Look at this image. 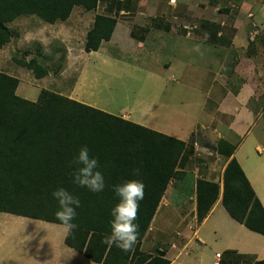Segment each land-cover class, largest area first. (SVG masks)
I'll return each instance as SVG.
<instances>
[{"label": "trees", "instance_id": "1", "mask_svg": "<svg viewBox=\"0 0 264 264\" xmlns=\"http://www.w3.org/2000/svg\"><path fill=\"white\" fill-rule=\"evenodd\" d=\"M98 1L0 0V50L13 40L9 25L18 18L35 16L52 25L66 21L76 7L95 11ZM115 24L112 18L95 16L84 52H97L102 43L109 42ZM14 63L31 71L36 80L51 73L39 59H15ZM18 85L16 78L0 72V213L58 225L56 202L50 193L63 186L81 202L77 228L64 239L66 247L93 264H170L163 253L141 252L140 244L168 185L180 175L177 167L185 144L46 90L35 101L22 99L16 95ZM83 145L99 159L107 185L132 178L144 182L145 195L135 221L139 234L131 253L102 243L109 233V210L115 203L110 187L93 194L72 183L69 162ZM236 147L224 140L217 142V154L228 163L221 188L212 182H196V223L206 218L221 195V204L232 220L264 237V208L233 158ZM137 169L139 175L133 176ZM227 256L224 264L239 260ZM253 264H264V260Z\"/></svg>", "mask_w": 264, "mask_h": 264}, {"label": "crops", "instance_id": "2", "mask_svg": "<svg viewBox=\"0 0 264 264\" xmlns=\"http://www.w3.org/2000/svg\"><path fill=\"white\" fill-rule=\"evenodd\" d=\"M116 1L117 4L113 5L111 0H99L96 10L91 12H84L76 7L66 21L52 25L44 23L35 16L18 18L12 24L19 23L18 25L21 26L28 22L29 27L21 26L20 29L24 32L25 28H28L26 34L32 41L42 44L40 39H44L45 35L51 41L64 46L65 55L68 53L66 59H70L72 54L69 46L75 43V38L78 39V33L80 32V43L84 46L86 34L93 24L94 17H109L114 19L116 24L109 42L102 43L101 46L113 45L116 50L118 49L119 55H124L123 57L132 55L140 59L145 56L151 57L150 60L157 59L155 62H158L163 73H177L178 80L181 74L192 75L188 78L189 84L193 91L205 95L203 97L205 105L202 106L201 111H198L196 118H190L189 129L164 128L161 118L171 117L170 111L173 110L174 105L161 103L158 98L155 100L157 102L145 106L146 111L151 108L154 112L150 115L152 117L150 121L146 120L145 114H143L144 118L136 122L129 121L130 114L125 117V121L185 144L177 167L180 175L168 185L149 229L141 241L140 251L148 255L163 253L170 264H206L202 260L196 261L194 254L191 255L193 260H190L191 250L213 247L220 241L222 253L215 252L214 259L209 264L217 261L216 255H220L219 264H224L225 254H230L231 258L235 257L236 261L242 258L247 264L263 261L264 245H258V241L253 238L254 235L262 236L248 231L232 220L221 204V195L206 218L198 225L195 193L198 180L216 183L221 188L222 175L228 160L217 154L216 144L219 140H224L237 145L233 158L260 200L244 165H248L253 175L258 176L261 170L256 167L258 161L256 158L260 160L264 154L259 138L252 133V128L262 118L260 113L264 108V97L255 94L258 93V87L264 85L261 84V78H264V65L255 64L253 61L255 56L260 58L264 54V19H261L263 10L256 11L252 21H245L238 25L239 27H233L234 30L238 27L233 38L223 33V24H218L212 12L208 11L209 6L206 5L200 8L194 7L189 5L187 0L182 4L179 0ZM258 18L260 20H257ZM250 25L253 40L246 38ZM194 34L197 36H193ZM231 46H235V49L238 46L236 50L240 51L232 52ZM114 47L108 48L106 57L109 61L119 62L123 57L113 55ZM99 50L91 53L83 52V54L96 55L99 54ZM249 50L251 57L247 58ZM230 55L246 56V60L242 59L235 65ZM192 58L199 60L194 61ZM218 61H221L227 69H223L222 79L219 82L216 83L213 79L209 84L213 75L205 68L209 64L212 66L211 62L218 64ZM244 62L251 63V83H248V76L245 78L242 72ZM54 74L56 73L51 72L47 76ZM60 74L63 76V72ZM171 80L176 84L180 83L178 80ZM208 103L211 104L210 109H217L216 116L208 113ZM155 117L157 120H153ZM249 146L251 150L255 147L256 158L248 151ZM187 175L192 176L190 195L174 199L176 190L181 188L179 183L184 181ZM262 206L264 207L263 204ZM65 249V256L74 260L62 264H93L68 247ZM234 264L238 263L234 262Z\"/></svg>", "mask_w": 264, "mask_h": 264}, {"label": "rangeland", "instance_id": "3", "mask_svg": "<svg viewBox=\"0 0 264 264\" xmlns=\"http://www.w3.org/2000/svg\"><path fill=\"white\" fill-rule=\"evenodd\" d=\"M185 1L179 0V3H185ZM187 1H189V5L194 7L209 6L208 11L212 12L211 14L217 19L218 24H223V33L230 37L234 36L235 30L245 21H252L256 16V11L263 10L261 19H264V0ZM18 24L9 25L14 33V38L10 44L0 50V72L19 81L16 95L22 99L35 101L39 92L46 90L66 98L69 95V99H73V101L77 100L86 106L120 117L123 120L130 114L129 121L136 122L144 118L143 114L146 115L147 121L152 119L150 115H153L154 112L151 108L146 111L145 106L157 102L155 100L158 98L161 103L174 105L173 110L170 111L171 117L161 118L162 126L168 130L189 129L191 127L190 118H196L198 111H201L202 106L205 105L203 100L205 95L193 91L189 84L188 78L192 75L181 74L180 80H178L177 73H163L158 62H155L157 59H153V61L150 60L151 57H148V59L146 56L140 59L137 56L132 57V55L123 57L124 55H119L118 49L116 50L113 45L101 46L99 54L96 55L83 54L84 46L80 43V32L77 35L78 39H74L75 43L69 46L71 48V58L66 59L68 53L65 55L64 46L51 41L45 35L44 39H40L42 44L34 42L26 34L28 28H25L24 32L20 29L21 26L29 27L30 24L28 22L21 26ZM235 26L238 27L234 30L233 27ZM251 30L250 25V29H247L249 34L246 35V38L253 40ZM193 36L197 35L194 34ZM110 46L114 47L112 50L113 55L123 57L119 62L107 59L106 53ZM231 47L232 52L240 51L236 50L239 48L238 46L236 49L235 46ZM230 56L232 57V55ZM250 57L251 50H249L247 58ZM33 58L39 59L42 65L48 66L51 72L56 74L36 80L31 71L18 67L14 63L15 59L29 62ZM192 59L194 61L199 60L197 58ZM242 59L246 60V56H233L232 62L236 65ZM253 61L255 64L262 63L264 65V54L260 58L255 56ZM211 65L209 64L205 68L209 74L211 72L213 75L209 84L213 82V79L216 83L219 82L222 79L223 69H227L221 61H218V64L211 62ZM242 67L245 78L248 76V83H251V63L244 62ZM79 69L81 70L78 75ZM61 72H63V76H60ZM171 79L178 80L180 83L176 84ZM261 81V84H263L264 78H261ZM255 94L264 97V85L258 87V93ZM207 107H209L207 108V110L209 109L208 113L212 116L218 114L217 109H210L211 104L208 103ZM260 116L262 118L252 128V133L253 136L259 138L261 147L264 150V108ZM153 120H157V117ZM247 149L251 155L257 157V153L254 151L255 147L251 150L249 146ZM256 159L258 160L256 167L261 170L258 176L253 175V171L249 169L248 165H244V169L254 185L257 195L260 197V200H258L261 205H264V154L260 160L259 158ZM179 184H181V188L176 190L174 199H181L190 195L192 176L187 175L185 180ZM250 236L253 235L250 234ZM253 238L258 241V245H264V238L256 235ZM63 239L62 232L57 225L0 213V264H62L71 262L74 259L65 256L66 247ZM220 245L221 243L218 241L213 247L193 249L191 250L190 260H193L191 255L194 254L196 261L202 260L204 263L209 264L214 259L215 252L222 253ZM76 258L81 259V257ZM237 263L247 264L242 258Z\"/></svg>", "mask_w": 264, "mask_h": 264}, {"label": "clouds", "instance_id": "4", "mask_svg": "<svg viewBox=\"0 0 264 264\" xmlns=\"http://www.w3.org/2000/svg\"><path fill=\"white\" fill-rule=\"evenodd\" d=\"M72 169V183L90 193L99 194L110 187L115 203L109 210L111 217L109 221V233L103 238L102 243L109 249L116 247L122 252L131 253L134 251L138 239L139 225L135 222L140 206L144 199V182L140 179H125L119 183L107 185L104 174L100 171L99 159L91 153L87 145L81 146L69 162ZM139 170L133 172L138 176ZM51 198L56 202L54 218L59 221L63 238L67 239L73 235L77 228L75 223L77 209L80 207L79 198L68 188L58 186L50 193Z\"/></svg>", "mask_w": 264, "mask_h": 264}, {"label": "built area", "instance_id": "5", "mask_svg": "<svg viewBox=\"0 0 264 264\" xmlns=\"http://www.w3.org/2000/svg\"><path fill=\"white\" fill-rule=\"evenodd\" d=\"M220 255H216V262L214 264H219Z\"/></svg>", "mask_w": 264, "mask_h": 264}]
</instances>
